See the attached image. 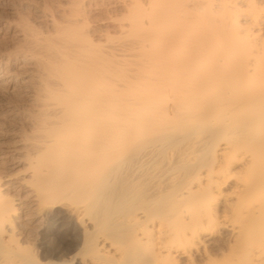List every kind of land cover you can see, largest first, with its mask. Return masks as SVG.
I'll list each match as a JSON object with an SVG mask.
<instances>
[{
	"label": "bare ground",
	"instance_id": "6f19581e",
	"mask_svg": "<svg viewBox=\"0 0 264 264\" xmlns=\"http://www.w3.org/2000/svg\"><path fill=\"white\" fill-rule=\"evenodd\" d=\"M73 2L28 6L48 33L22 20L0 62L40 134L25 174L22 139L0 145V264H264V0H124L129 39L104 47Z\"/></svg>",
	"mask_w": 264,
	"mask_h": 264
},
{
	"label": "rangeland",
	"instance_id": "374dc122",
	"mask_svg": "<svg viewBox=\"0 0 264 264\" xmlns=\"http://www.w3.org/2000/svg\"><path fill=\"white\" fill-rule=\"evenodd\" d=\"M5 1L8 2V3L3 2L4 4L0 5V25H1V23L3 24V22H5V21H7V22H9V23H11L13 25L9 24V26H10L9 29L7 27L6 28L0 27V53H2V54H0V56L3 59V60L0 59V62L3 63L4 66L7 63L10 66L9 62H5V61H7L6 58H8L9 55L12 56V53L14 52V48L15 49L16 48L17 49L18 48L19 49L22 48V47H18V44H19V46H21V44H23L22 37H20L19 35L15 36V33L16 34L20 33L21 29H19V27H20V23H21L22 20H24V22H26L27 21L26 19H28V20H30L31 23H34L36 27L40 25L39 27L44 32L48 33L47 32V28H45L43 26V24H41L39 22V20L37 21V19L35 20L34 17L31 14L29 15V13H28L29 12V8H31L33 6H36V5H37L36 7L41 6V8L42 7L43 8L46 7V9L47 8H51V9H47V11L49 10L48 13L49 12L51 13L53 11L54 13L52 12L51 14L54 17H56V19H58L60 21L62 19H64V18L60 17L61 16V12H60V9H58L59 6H63L61 9L65 8L67 13H68V11H70L69 8L72 9L74 7L73 10L78 9L77 5H75V4L73 5V3H74L73 0L72 1L71 0H9L10 2L8 0H5ZM74 1H77V0H74ZM122 1H124V0H85L84 5L82 4L80 6L81 9H82V10L80 9L82 17L83 18L85 17L87 19V25L90 24V26H89L90 31H92L95 28H98L99 30H97V29L95 30L96 33L100 32V35L101 34L105 35V36L102 35L100 37V36L95 35L96 34L95 33L94 36L96 38L93 36V39H95L97 41V43L100 44L103 47L108 45V44H111L113 42H118V41H123V40L129 39V37L126 36V33H122L121 30L118 29V27H117V25L119 23L125 22V20L128 17L126 9L123 8V7H119L118 6ZM9 3H11V4H9ZM89 3H91V5ZM12 5H14L15 7H12ZM11 7L13 8V10L9 9ZM27 7H28V10H27ZM16 8H17V10H16ZM55 9H57V10L55 11ZM7 22H5L4 24H7ZM16 24L19 27H17ZM15 26H16V29H15ZM93 27H95V28H93ZM4 30L7 33L4 32ZM15 30H17V32ZM18 30H19V32H18ZM97 34L99 35V33H97ZM106 34L108 35L109 38L107 37ZM109 40L112 41V42L109 43ZM22 46L23 47L26 46L25 43ZM10 47H12V48H10ZM1 49H4V51H6V52H4ZM11 49H12V51L10 52ZM25 49H26V47H25ZM1 51H3V52H1ZM7 52L9 53L8 56H7V54H8ZM3 53H5V54L3 55ZM18 71H21V70H18ZM20 87H23V86H20ZM20 89H22V90H19V91H16V92L15 91L12 92V90L10 92L9 91L7 92V90H5L6 92L0 90V94H1L0 95V135H1L0 136V145L3 144V143H11L14 139L19 140L21 138L23 140V138L27 137L26 141L23 140L24 143L22 142V140H21V142L17 143V145L19 147H23L19 151L20 152L19 156H20V158H22L21 159V163L22 164L20 166H18L19 169L18 168L17 169H18V172H20V174H25V173H28V172L31 171L30 168H29L30 170L27 169L28 166L26 165V163L28 162V159H27V157H25V154H27L26 151H28L30 148H32V145H34L35 142H36V140H33V139H36V138L38 139V136L40 134L35 129V131L37 132V135H36V133H35V131L33 129L35 127H32V126H35V125H33L35 123L32 121L34 118L32 117L33 118L32 119L30 114L32 112H35L34 111L35 108H32V106L30 105L31 103L27 104V103H29L27 101H30V100H29L28 96H26L28 93H26V94L24 93V92H26V90H24V87L20 88ZM18 92H20V93H18ZM21 93H22V95H20ZM23 94H25L26 98H25V96ZM17 96L19 98H17ZM17 108H19V109H17ZM29 111H31V112H29ZM19 115H21V116H19ZM29 116H30V118H29ZM31 123H33V124H31ZM19 135L22 136V137H20ZM21 143H23V144H21ZM29 146H31V147H29ZM7 164H9V163H7ZM35 164H36V160H35ZM229 186L230 185H228V186H226L224 188L225 192H229L231 190ZM217 202H219V201H217ZM60 211H58L56 213L58 219H60V217L64 216L63 220H62V218L60 219V222L62 220L61 226H63V227L59 228L60 233L63 231V233L66 234V231L68 230L67 231V235H66V237L64 239V241L68 245L65 244V242L61 243L60 245L65 244L68 247L72 246V248L79 247L80 244H81V239H82V230H81V228L79 227L78 223L75 221V219L71 215L67 216L65 210L64 211L62 210L61 212ZM67 217H69V218H67ZM67 219H68V221H67ZM30 228L33 229V234L37 235L36 239H38V241L36 240V242H35L36 246L35 247L37 248L36 249L37 255L39 256V259L42 262L46 263V262H48L50 260L55 261V262H63V261L70 260V258L72 256V254L74 253V251L65 252V251L59 250L60 252L59 253L57 252L58 254H56L55 256H50L49 252L46 250V248H44L43 244L40 243V242H43V238H42V236L40 237V235H38V234L43 232L42 229L40 227L39 228H37V227L34 228L33 226L32 227L30 226ZM66 228H68V229H66ZM226 233H227V231L225 229H222V230L220 229L219 231L217 230L213 234V236H212L213 238H211V239L213 240V239H216V238H219V237H223V235H225ZM211 239H210V241H212ZM44 241H46L47 244H53L52 243V239H50V238L44 239ZM56 246L59 247V245H57L56 243L52 245L53 248H55ZM38 248H40V249H38ZM58 249H56V250H58Z\"/></svg>",
	"mask_w": 264,
	"mask_h": 264
}]
</instances>
